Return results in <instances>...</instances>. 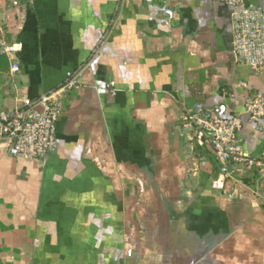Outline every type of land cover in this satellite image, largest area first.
I'll return each mask as SVG.
<instances>
[{
    "label": "crops",
    "instance_id": "crops-1",
    "mask_svg": "<svg viewBox=\"0 0 264 264\" xmlns=\"http://www.w3.org/2000/svg\"><path fill=\"white\" fill-rule=\"evenodd\" d=\"M12 1L0 0V26L20 71L0 57V112L74 84L61 94L51 154L15 158L0 140V264H264V169L213 189L211 149L182 127L200 102L239 115L244 152L264 151V118L244 112L264 75L232 56L233 10Z\"/></svg>",
    "mask_w": 264,
    "mask_h": 264
},
{
    "label": "built area",
    "instance_id": "built-area-1",
    "mask_svg": "<svg viewBox=\"0 0 264 264\" xmlns=\"http://www.w3.org/2000/svg\"><path fill=\"white\" fill-rule=\"evenodd\" d=\"M213 1L233 10L231 53L234 59L254 73L264 75V8L248 5L249 0ZM12 6L18 8V0H13ZM15 52V44L8 40L7 30L0 26V57L8 59L11 75L20 71ZM73 84L70 78L46 95L36 99L25 96L18 107L0 112V140L7 141L12 157L41 160L55 150L56 121L62 110L61 94ZM244 112L250 122L259 123L264 118V94L246 95ZM182 127L192 144L211 149L217 166V174L210 181L213 189L222 190L227 182H241L251 170L264 169V151L253 158L242 148L239 115L223 116L197 102L182 118Z\"/></svg>",
    "mask_w": 264,
    "mask_h": 264
}]
</instances>
